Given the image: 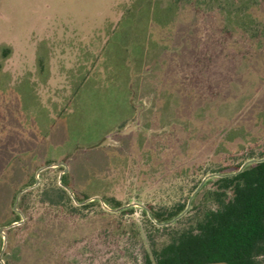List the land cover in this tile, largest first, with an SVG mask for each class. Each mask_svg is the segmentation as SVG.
Wrapping results in <instances>:
<instances>
[{"label":"rangeland","instance_id":"rangeland-1","mask_svg":"<svg viewBox=\"0 0 264 264\" xmlns=\"http://www.w3.org/2000/svg\"><path fill=\"white\" fill-rule=\"evenodd\" d=\"M261 158L264 0H0V264H143Z\"/></svg>","mask_w":264,"mask_h":264},{"label":"trees","instance_id":"trees-1","mask_svg":"<svg viewBox=\"0 0 264 264\" xmlns=\"http://www.w3.org/2000/svg\"><path fill=\"white\" fill-rule=\"evenodd\" d=\"M231 14L232 11H225L228 22ZM233 173H222L209 179H215L216 184V189L210 193L214 206L207 207L189 227L173 233L163 246L158 247L155 238L149 234L152 253L145 254L143 264H264V160L247 164L240 172ZM73 177L71 168L59 176L58 185L53 189L54 198L46 191L43 202L57 205L69 201L72 208H76L66 189L73 187ZM205 185H201L199 192ZM37 187L21 194L23 208L29 194ZM13 197L14 194L9 197L10 202ZM188 203L181 202L166 212L153 208L150 212L146 208L142 211L153 229L166 230L173 223L182 222L185 214L170 224L159 223L173 220L187 209ZM112 206L120 207L121 203L115 202ZM13 213L16 218L11 223L21 219L14 210ZM9 232L7 230L8 239Z\"/></svg>","mask_w":264,"mask_h":264},{"label":"water","instance_id":"water-1","mask_svg":"<svg viewBox=\"0 0 264 264\" xmlns=\"http://www.w3.org/2000/svg\"><path fill=\"white\" fill-rule=\"evenodd\" d=\"M264 160V158H261V159H250V160H248L247 162H245L242 166H241V168L237 171V172H235V173H238V172H240L247 164H251V163H255V162H260V161H263ZM49 166H51V165H48L47 167H49ZM67 170V169H66ZM234 174V173H233ZM30 187H26L25 189H23L22 191H21V193H20V195L24 192V191H26V190H28ZM20 195L18 196V199H19V197H20ZM190 204H191V199L189 200V203H188V207H187V209L185 210V211H183L180 215H178L177 217H175L173 220H171L170 222H164V223H159L160 225H163V224H170V223H172V222H174V221H176L178 218H180L182 215H184L185 213H186V211L188 210V208L190 207ZM14 209L15 210H17L18 208H17V203L15 204V206H14ZM15 224H17V222H14V223H12L11 225H9V227H11V226H14ZM6 226H1L0 227V233L1 234H5V230H6ZM4 240H5V242H4V246H6V237H5V235H4ZM3 251H4V248H3V250H2V252H1V256H2V254H3Z\"/></svg>","mask_w":264,"mask_h":264},{"label":"crops","instance_id":"crops-1","mask_svg":"<svg viewBox=\"0 0 264 264\" xmlns=\"http://www.w3.org/2000/svg\"><path fill=\"white\" fill-rule=\"evenodd\" d=\"M127 101L129 102V98L127 99ZM41 163V162H40ZM69 172V171H68ZM63 174V173H62ZM61 174V175H62ZM33 176L31 175V177L30 178H32ZM11 178L12 177H7V179L8 180H11ZM15 179H17V177H15ZM11 187L12 188V184H11V182L10 183H8L7 185H2V186H0V196H8V197H10L11 195H13L14 193L13 192H11V189L10 190H8V188L7 187ZM19 187H21V185L19 184V186L17 187V189L19 188ZM22 189V188H21ZM4 190V191H3ZM6 200V199H5ZM7 202H8V205L10 204V199L8 198L7 199ZM1 234V233H0ZM212 264V263H211Z\"/></svg>","mask_w":264,"mask_h":264}]
</instances>
